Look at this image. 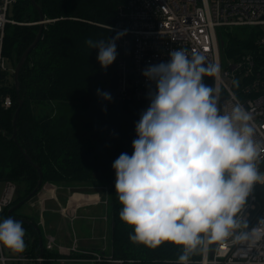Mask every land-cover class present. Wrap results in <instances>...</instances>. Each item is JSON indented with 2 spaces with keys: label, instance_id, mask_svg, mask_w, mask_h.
<instances>
[{
  "label": "trees",
  "instance_id": "trees-1",
  "mask_svg": "<svg viewBox=\"0 0 264 264\" xmlns=\"http://www.w3.org/2000/svg\"><path fill=\"white\" fill-rule=\"evenodd\" d=\"M125 0H35L49 23L44 24L37 47L19 74V96L14 86L5 89L15 106L0 113V181L16 185L12 207L43 183L64 188L100 187L108 194L111 219V255L123 264H176L182 249L162 243L153 249L129 240L133 229L120 220L122 205L116 194V173L112 165L121 153L131 156L137 139L136 124L151 102L123 101L116 96V61L102 68L98 49L86 41L111 40L118 7ZM15 18L21 25H9L5 54L15 65L40 31L39 13L31 0H19ZM220 31L223 55L237 60L251 53L264 80V47L256 45L251 28ZM116 50H117V40ZM13 77V75H12ZM215 86L211 77L203 81ZM99 90V93H98ZM108 93L110 100L101 93ZM16 140L13 120L19 106ZM38 192V193H39ZM15 210L3 217L22 222L25 233L40 253L41 230ZM21 216V217H20ZM43 239V238H42ZM57 257L56 252L46 253ZM45 264H60L47 261Z\"/></svg>",
  "mask_w": 264,
  "mask_h": 264
},
{
  "label": "clouds",
  "instance_id": "clouds-1",
  "mask_svg": "<svg viewBox=\"0 0 264 264\" xmlns=\"http://www.w3.org/2000/svg\"><path fill=\"white\" fill-rule=\"evenodd\" d=\"M123 34L86 41L99 50L102 68L115 61V41ZM169 56V62L143 71L156 91L136 124L133 154L121 153L112 165L120 220L133 229L134 244L181 248L176 264H190L194 255L225 242L244 246L239 250L247 254L264 241V219L249 229L242 216L253 185H264L259 170L264 148L255 138L253 115L238 101L223 111L221 89L203 82L219 78V64L183 48ZM24 237L22 222H0V246L22 253Z\"/></svg>",
  "mask_w": 264,
  "mask_h": 264
},
{
  "label": "built area",
  "instance_id": "built-area-1",
  "mask_svg": "<svg viewBox=\"0 0 264 264\" xmlns=\"http://www.w3.org/2000/svg\"><path fill=\"white\" fill-rule=\"evenodd\" d=\"M18 4L19 0H0V113L2 109L9 110L15 106L13 97L5 92L12 84L5 39L9 25L22 24L15 19ZM239 27L253 29L257 35L256 45L264 47V0H125L117 9L115 23L109 27L115 35L124 33L117 40V98L151 102L150 93L156 91V84L145 77L143 71L151 65L169 62V53L178 48L187 49L189 54L200 52L220 66L215 84L221 89L222 110H229L237 101L243 104L253 115L255 138L264 148V80L256 57L247 53L237 60L228 58L226 66L221 59L220 31ZM233 80L239 82L238 87L233 85ZM259 170L264 172V153ZM258 186L261 184L253 185L242 212L243 218L249 221L250 211L256 209L255 203H260L249 229L264 219V192L258 191ZM16 191L14 183L0 181V220L9 214ZM43 212L44 209L41 214ZM61 213L71 220L76 218V213L68 208H61ZM24 239L27 247L22 253L7 252L0 246V264H45L47 261L123 264L121 260H114L112 255H102L108 251L106 248L103 253L81 250L77 238L71 247L61 248L54 237L47 236L42 257L35 253L34 243L28 234L25 233ZM104 240L108 243L109 239ZM239 247L244 246L231 242L212 245L207 254L194 255L190 264H264V241L247 254ZM49 252H56L60 257L45 256Z\"/></svg>",
  "mask_w": 264,
  "mask_h": 264
},
{
  "label": "crops",
  "instance_id": "crops-1",
  "mask_svg": "<svg viewBox=\"0 0 264 264\" xmlns=\"http://www.w3.org/2000/svg\"><path fill=\"white\" fill-rule=\"evenodd\" d=\"M100 187H74L64 188L55 185L47 184L42 190V194L37 198L35 205H39L44 212H48V215H54L53 225L56 229L53 236L57 244V214L61 215L62 220L71 221L72 225V242L77 238L79 243L80 239L74 223L77 221H90L91 224V236L89 241L87 239L84 246L86 251L103 253V250L108 249V243H105L104 238L105 231L111 229V219L108 207V194L102 191ZM61 208H68L72 213H76V218L65 217L61 213ZM43 212V213H44ZM43 215V214H42ZM71 215V214H70ZM72 217V215L70 216ZM43 226L45 222L41 220ZM50 229H53L52 227ZM104 235V236H103ZM86 239V238H85ZM85 239H83L85 241ZM73 244V243H72ZM108 252V251H107ZM111 255V253H110Z\"/></svg>",
  "mask_w": 264,
  "mask_h": 264
},
{
  "label": "rangeland",
  "instance_id": "rangeland-1",
  "mask_svg": "<svg viewBox=\"0 0 264 264\" xmlns=\"http://www.w3.org/2000/svg\"><path fill=\"white\" fill-rule=\"evenodd\" d=\"M13 12V8L11 10ZM16 19V18H15ZM30 25H34L33 23H31ZM224 30L222 29L221 32H223ZM221 59L223 61V64L226 66L227 64V58L223 55V50L221 49ZM8 68L10 71V75H11V80L13 81V77H12V73H13V64L11 61L8 62ZM46 186H44L43 188H45ZM42 188V190H43ZM42 190L36 195L34 196L28 203H26L24 206H22L20 209H18V215H21V218H28L32 224H35L37 227H39V229L41 230V234H42V242L44 243V245H46L47 243V236H51L53 237L55 235L56 229H54L51 225H53V214L52 215H48V212H44L43 215L41 214V207L39 205H35L34 203L36 202L37 198H39V195H41ZM104 191V190H102ZM258 191L264 192V185L258 186ZM104 193H106L104 191ZM256 209L251 210L250 211V216L251 219L248 222V225L251 223L252 218H255L257 212L260 209V203L257 202L255 203ZM4 220V218H1V222ZM41 220H43L45 222L44 226L41 223ZM90 221H77L74 223V226L76 228V232L78 233V237L80 239V243H79V247L81 250L86 251L87 249H85V245H86V241L88 239L89 241V237L91 236V224L89 223ZM52 227L53 229H50L49 227ZM29 235V234H28ZM105 236L108 237V252L103 253L102 255L104 256H109L111 253V229H109V231H105ZM103 235V236H104ZM72 225H71V221H65L62 220L61 215L57 214V245L60 246L61 248H69L72 246ZM86 238V239H85ZM85 239V241L83 240ZM5 250L7 252H9L8 249L5 248ZM64 264H94L92 262H67Z\"/></svg>",
  "mask_w": 264,
  "mask_h": 264
},
{
  "label": "water",
  "instance_id": "water-1",
  "mask_svg": "<svg viewBox=\"0 0 264 264\" xmlns=\"http://www.w3.org/2000/svg\"><path fill=\"white\" fill-rule=\"evenodd\" d=\"M32 5L36 8V10L39 13V17H40V23H39V27H40V31L37 34V37L35 39V41L31 44V46L24 52V54L22 55L20 61L18 63H15V69H14V86L16 88V92L19 96V92H20V81H19V74L21 69L23 68L26 60L28 59L30 53L37 47V45L40 42L41 36H42V29L43 26L45 24V16L43 14L42 8L35 2V0H31ZM224 43L221 41V46H223ZM23 105V101L19 100V106L18 109L15 113L14 116V120H13V128H14V132H13V139L16 140V135H17V119H18V115H19V110L21 108V106ZM39 174H40V179H39V183L37 188L29 195L27 196L23 201L19 202L17 205H15L14 207H12L9 210V215H12L14 213L15 210L20 209L22 206H24L26 203H28L34 196H36L42 186L43 183V176L41 173V170H39ZM35 227H37L36 225H34ZM216 244L213 245V247H215ZM43 242H42V238H40V256H43Z\"/></svg>",
  "mask_w": 264,
  "mask_h": 264
},
{
  "label": "bare ground",
  "instance_id": "bare-ground-1",
  "mask_svg": "<svg viewBox=\"0 0 264 264\" xmlns=\"http://www.w3.org/2000/svg\"><path fill=\"white\" fill-rule=\"evenodd\" d=\"M45 21H46V18H45ZM39 23H40V21L39 22H37V24H34V25H38L39 26ZM46 24V23H45ZM9 59V58H8ZM9 61H10V59H9ZM13 64V63H12ZM13 67H14V69H15V65H13ZM14 69H13V73H12V75H13V80H14Z\"/></svg>",
  "mask_w": 264,
  "mask_h": 264
}]
</instances>
